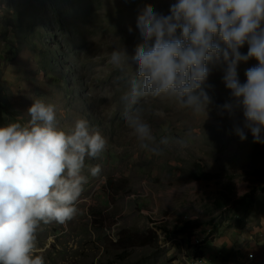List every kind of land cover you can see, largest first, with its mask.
<instances>
[{"label": "rangeland", "instance_id": "rangeland-1", "mask_svg": "<svg viewBox=\"0 0 264 264\" xmlns=\"http://www.w3.org/2000/svg\"><path fill=\"white\" fill-rule=\"evenodd\" d=\"M173 2L0 0V127L26 122L33 101L43 99L55 106L58 127L70 131L86 119L107 141L100 157L85 159L77 215L37 229L35 252L45 264H194L193 250L213 264H264V143L234 134L242 113H219L217 105L232 99L224 66L209 65L207 117L167 99L133 106L161 155L142 149L122 117L135 71L131 63L113 66L111 52L133 55L138 12L151 4L167 14ZM257 64L238 66L241 83ZM164 136L168 147L159 144ZM176 139L187 147L178 149Z\"/></svg>", "mask_w": 264, "mask_h": 264}, {"label": "clouds", "instance_id": "clouds-1", "mask_svg": "<svg viewBox=\"0 0 264 264\" xmlns=\"http://www.w3.org/2000/svg\"><path fill=\"white\" fill-rule=\"evenodd\" d=\"M139 42L134 54L114 46L110 62L123 70L131 63L135 76L121 96L122 117L142 149L159 156L143 111L133 106L142 98L167 99L194 116L206 115L212 98L206 88L212 69L224 66L222 82L231 100L217 105L219 113L242 124L233 132L241 141L250 132L254 143H264V0H175L167 14L145 5L137 15ZM133 33V28L128 27ZM247 45V51L241 49ZM255 59L241 83L238 66ZM26 122L0 127V264H45L37 255L40 224H65L78 213L77 201L87 183L85 159L98 158L107 141L78 119L70 131L58 127L56 109L43 99L33 101ZM168 136L159 144L168 147ZM187 147L183 139L174 141ZM101 172L99 165L89 169Z\"/></svg>", "mask_w": 264, "mask_h": 264}, {"label": "trees", "instance_id": "trees-1", "mask_svg": "<svg viewBox=\"0 0 264 264\" xmlns=\"http://www.w3.org/2000/svg\"><path fill=\"white\" fill-rule=\"evenodd\" d=\"M160 228H162V230H163L166 234H172V233L177 232V230L170 231L169 229H167V228L164 227V226H161ZM192 252H193V253H192V257H193V258L203 257L202 252L199 251V250H193ZM193 261H194V260H193Z\"/></svg>", "mask_w": 264, "mask_h": 264}, {"label": "built area", "instance_id": "built-area-1", "mask_svg": "<svg viewBox=\"0 0 264 264\" xmlns=\"http://www.w3.org/2000/svg\"><path fill=\"white\" fill-rule=\"evenodd\" d=\"M195 264H213L209 261H207L205 258L203 257H199L195 259Z\"/></svg>", "mask_w": 264, "mask_h": 264}, {"label": "bare ground", "instance_id": "bare-ground-1", "mask_svg": "<svg viewBox=\"0 0 264 264\" xmlns=\"http://www.w3.org/2000/svg\"><path fill=\"white\" fill-rule=\"evenodd\" d=\"M193 262H195V260H194ZM194 264H195V263H194Z\"/></svg>", "mask_w": 264, "mask_h": 264}]
</instances>
